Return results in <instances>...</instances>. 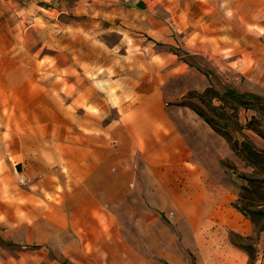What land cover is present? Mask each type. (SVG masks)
<instances>
[{
  "label": "rangeland",
  "instance_id": "1",
  "mask_svg": "<svg viewBox=\"0 0 264 264\" xmlns=\"http://www.w3.org/2000/svg\"><path fill=\"white\" fill-rule=\"evenodd\" d=\"M258 2L0 0V264H138V252L153 264H218L226 245L264 264V230L236 208H264V172L241 199L240 174L253 168L187 105L264 150L199 98L211 88L264 106ZM135 12L143 109L175 126L160 142L125 130L136 103L122 94L130 69L114 46ZM254 117L264 131V109L239 108L241 125Z\"/></svg>",
  "mask_w": 264,
  "mask_h": 264
},
{
  "label": "trees",
  "instance_id": "2",
  "mask_svg": "<svg viewBox=\"0 0 264 264\" xmlns=\"http://www.w3.org/2000/svg\"><path fill=\"white\" fill-rule=\"evenodd\" d=\"M217 99L221 103L218 105H214L213 103H207L206 100L208 99ZM200 100L208 106V108L214 112H218V110L223 111V118L227 119L230 117H234L237 119V130L242 133V129H250L255 131L259 136H261L264 139V131L260 127L256 125V118H252L248 121L246 125H241L238 122V110L240 107H253L256 110L257 109H264V106L262 104H259L258 107H255L254 105L250 106V102H247L243 97H241L239 94L234 93L232 91H227L225 94L221 95L219 92H216L215 90L211 88H207L205 91L200 93L199 95ZM231 99L235 102V104H232L231 106L223 104L222 102L228 101V99ZM226 100V101H225ZM190 106L193 111L202 117L208 124L212 126V128L223 135V137L230 143V146L232 150L235 152V154L240 157L242 160L245 161L247 166H251L253 168V172L251 174L241 173L240 176L247 181V185L242 186V194L241 199L245 198V196L249 199L248 194H256L255 192L259 191L261 188L262 183V173L264 172V150L256 148L249 140L247 139H234L231 132L229 130H220L218 127H216V123L212 116L209 115V112L202 107L201 105H198L196 103H189L187 104ZM221 118V117H220ZM228 123V122H226ZM249 195V196H250ZM249 203H245L244 207H248ZM257 203H254L252 205L255 207V209L246 210L242 207H236L247 219H249L253 226L256 233H260L264 230V208L260 207L259 205H256ZM258 220H263L261 225ZM235 236V235H234ZM232 243L237 244L236 240L232 237ZM240 247H242L240 245ZM246 252H248V255L251 258V251L247 247H242Z\"/></svg>",
  "mask_w": 264,
  "mask_h": 264
},
{
  "label": "crops",
  "instance_id": "3",
  "mask_svg": "<svg viewBox=\"0 0 264 264\" xmlns=\"http://www.w3.org/2000/svg\"><path fill=\"white\" fill-rule=\"evenodd\" d=\"M119 33L120 42L115 45L114 48L117 47L119 50H123V59L121 61L126 62L125 67L130 69L126 72V75H129V77L127 79V86L124 88V92H122V94L126 92L127 98L135 101L136 103V105H134L129 112H124L127 117L125 130L128 132L141 133L140 136H138V139L146 138L160 142L165 139V136L159 133L166 132L175 126L167 124L166 121L164 122L163 120H158L161 118L160 113L159 118L156 119L151 117L152 113L143 109V90L141 88L140 81L138 82V66H141L143 63L138 60V12H135L131 15V17H128L125 20V27L120 30ZM77 83H79L78 79ZM89 90H87L88 95L82 96V99L89 100L91 98V91ZM120 97L121 95H119V98ZM176 137L181 141L182 146L186 145V143H184L185 138L183 136L176 135ZM179 160L180 159H178V161ZM182 161H185V159H182ZM201 224V222H197L195 223V227H199ZM211 225V221L207 220V224L205 226L210 227ZM224 251L229 254V257L226 260L220 261L221 263L218 264H246L245 256H242L241 262L236 260L238 252L232 247L226 245ZM138 264L153 263H151L147 257H144L143 254L138 252Z\"/></svg>",
  "mask_w": 264,
  "mask_h": 264
},
{
  "label": "bare ground",
  "instance_id": "4",
  "mask_svg": "<svg viewBox=\"0 0 264 264\" xmlns=\"http://www.w3.org/2000/svg\"><path fill=\"white\" fill-rule=\"evenodd\" d=\"M257 3V5H258V0H252V4H256ZM231 14H232V11H231ZM233 17V15H230V18H232ZM230 18H228V20H231ZM252 20L254 21V20H257V17L256 16H254L253 18H252ZM243 27H245V25L243 26ZM241 30H243L242 31V33L244 32V30H245V28H242V26L240 25L239 27H238V32L240 33V31ZM251 32H252V30H251ZM245 36L247 37V35L245 34ZM213 264H214V261H213Z\"/></svg>",
  "mask_w": 264,
  "mask_h": 264
}]
</instances>
